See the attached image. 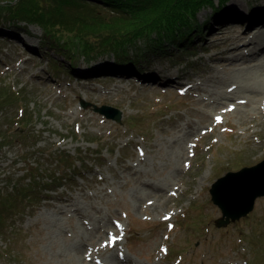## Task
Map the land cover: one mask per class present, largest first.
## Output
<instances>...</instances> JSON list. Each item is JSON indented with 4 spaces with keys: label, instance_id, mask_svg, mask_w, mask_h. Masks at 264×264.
I'll use <instances>...</instances> for the list:
<instances>
[{
    "label": "rangeland",
    "instance_id": "374dc122",
    "mask_svg": "<svg viewBox=\"0 0 264 264\" xmlns=\"http://www.w3.org/2000/svg\"><path fill=\"white\" fill-rule=\"evenodd\" d=\"M256 2L212 0L188 18L192 35L182 41L168 37L152 47L143 42L145 35L137 37V49L125 57L135 61L129 67L105 52L89 59L74 53L71 65L63 60L54 69L48 56L62 60V49L53 53L39 27L0 19V27L35 47L30 54L17 37H0V86L20 89L25 99L24 105L13 101L0 111V134L11 127L8 135L14 138L0 152V215L5 219L0 264H264V197L245 217L216 227L221 212L209 193L225 172L264 159L259 152L264 148V93L251 87L264 86V67L255 66L247 47L222 56L254 34L252 29L236 38L248 27L246 14L264 12L253 6ZM186 20L179 17L171 33L184 28ZM230 20L242 23L210 28L230 25ZM259 32L258 41H264V27ZM236 57L242 58L231 65L222 61ZM96 64L102 68L76 71ZM130 67L138 81L118 76ZM237 84L238 91L227 93ZM80 98L118 108L121 123L82 107ZM237 101L244 107L238 109ZM22 110L33 116L30 138L18 135L24 129L14 115ZM246 110H251L248 117L241 118ZM217 115L223 117L220 123ZM53 151L72 155L76 170L55 161ZM35 165L49 173H70V178L52 190L34 191L33 177L23 174ZM178 169L182 172L174 178ZM15 184L27 188L26 198L16 194ZM162 192L161 199L154 195ZM3 198L14 199L12 208ZM98 227L104 229L96 232ZM109 233L116 236L112 249L106 247ZM98 247L92 261L75 253Z\"/></svg>",
    "mask_w": 264,
    "mask_h": 264
},
{
    "label": "trees",
    "instance_id": "16d2710c",
    "mask_svg": "<svg viewBox=\"0 0 264 264\" xmlns=\"http://www.w3.org/2000/svg\"><path fill=\"white\" fill-rule=\"evenodd\" d=\"M15 1L17 0H0V19L8 18V21L13 23L22 22L26 27L38 26L43 41L48 43L53 51L61 48V57L70 64L74 53L89 59L93 54L107 52L113 53L119 64L128 63L129 66L135 65V61L125 57L137 49L139 43L135 40L137 37L145 35L143 42L147 41L148 46L152 47H160L164 40H170L168 37L172 42H175V39L182 41L185 36L190 37L192 33L188 18L194 16L203 5L212 2V0H99L98 2L18 0L13 4ZM179 17H187V25L184 24L185 27L176 31L174 35L172 30L178 27L176 22ZM162 30L164 32L160 33ZM152 35L157 37V42L151 38ZM55 64L51 63L53 68L58 69ZM13 101L24 105V93L20 89L4 90L0 86V111H2L1 107ZM14 121L24 129V132L18 135L29 138L32 136L33 116L30 111L22 110L16 113ZM10 129L11 127H8L5 130L6 134H0V152L8 146L9 140L14 139L13 135H8ZM0 130H2L1 126ZM52 156L55 161L62 163L63 167L76 170V166L72 163L74 158L69 153L53 154L52 152ZM28 171L33 177L30 188L37 192H42L45 187L52 188L53 185L61 184L67 177L70 178V173L64 172L61 175L53 170L49 173V169L42 168L41 165L29 166ZM37 175L41 178H37ZM44 175L46 178H42ZM25 189L27 188L24 186H16L15 192L20 198H26L28 193ZM13 200L3 198L10 208ZM3 220L5 219L0 215V225H4Z\"/></svg>",
    "mask_w": 264,
    "mask_h": 264
},
{
    "label": "water",
    "instance_id": "95a60500",
    "mask_svg": "<svg viewBox=\"0 0 264 264\" xmlns=\"http://www.w3.org/2000/svg\"><path fill=\"white\" fill-rule=\"evenodd\" d=\"M81 105L85 108L92 106L93 111L120 122L119 109L83 100ZM209 192L213 204L221 211V216L215 220L216 227H224L246 216L253 209L256 198L264 196V159L255 165L226 172L211 184Z\"/></svg>",
    "mask_w": 264,
    "mask_h": 264
},
{
    "label": "bare ground",
    "instance_id": "6f19581e",
    "mask_svg": "<svg viewBox=\"0 0 264 264\" xmlns=\"http://www.w3.org/2000/svg\"><path fill=\"white\" fill-rule=\"evenodd\" d=\"M235 7H236V4H233ZM259 5H262L263 7H261L260 8V6ZM225 6V5H224ZM224 6H222V7H224ZM253 6H257V8H258V10H260V13H261V11H264V0H258V2H256V4H254ZM238 8V7H237ZM241 7H239V9H240ZM236 10V9H235ZM241 11H244V9H241ZM223 12H224V10H223ZM246 13V12H245ZM264 12H262L261 13V15L260 14H254V13H252V15L253 16H248L249 14H246V18H245V20H248V22H249V24H247L248 25V27H246V28H243V30L241 31V32H239V34L236 36V38L237 37H244L245 35H247L248 33H250V31L252 30V29H250V28H252L253 26H255V25H262V24H264V14H263ZM219 18H221V17H219ZM241 21V20H240ZM240 21H236V20H230V22H228V24H234V25H231V26H239L242 22H240ZM219 24L220 23H222V21L220 20V22H218ZM207 24V23H206ZM228 25H226V26H220V25H217L216 27H214V26H210V28H218V27H227ZM206 27V26H205ZM249 28V29H248ZM247 29H248V31H247ZM214 30V29H213ZM235 30V29H234ZM222 33V31L221 30H216V31H214V33ZM11 35V36H13V37H17L21 42H23V43H25V39H23L22 37H20L19 35H18V33H16V32H14V31H8V30H6V29H3V28H0V36H2V37H5L6 35ZM24 34H25V32H24ZM27 35V34H26ZM197 34H195V33H193V36H196ZM262 36H263V34L262 33H258V32H254V34L250 37V38H248V37H244L243 38V41L240 43V44H234V45H231L230 47H228V48H226L225 50H223L224 52H222L223 53V55L222 56H224L225 55V57H228V54H231L232 52H234V51H238V52H240V49L242 48V47H247L248 48V50H249V52H248V50H247V52H248V54L251 56V57H256V58H254V59H250V60H253V61H255L256 62V64L257 65H255V66H261V67H264V41H258V40H260L261 38H262ZM197 37L199 38V39H201V40H204V39H206L207 37H204V36H202V35H197ZM30 43V42H29ZM30 51H32V49H34V47H33V45H27L26 46ZM221 56V57H222ZM242 56V55H241ZM241 58L242 57H236L235 59H233V58H227L226 60L225 59H223L222 61L224 62V61H226V64L227 65H231V64H233V63H237V60H241ZM215 59V58H214ZM220 61V60H219ZM102 64H96V65H93L91 68H83L82 66H79V67H77L76 68V71H78V72H84V71H89V70H99V69H101L102 67H100ZM153 74H154V71L152 72ZM262 74V76L264 77V72L263 73H261ZM247 78H251L250 76H247ZM83 79V78H82ZM81 79V80H82ZM234 83H236L235 81H233ZM251 87H253V88H255L253 91H257V93H260V94H262V93H264V86L263 85H261V83H259V84H256V85H251ZM235 88H237V90L235 89ZM240 88V85L239 84H237V86L236 87H232V89L230 90V91H228L227 90V93H231L234 89V91H233V94L236 92V91H238V89ZM233 94H232V97H233ZM222 97H226L225 95L224 96H222ZM237 98H239V97H237ZM233 99L236 101L237 99L236 98H234L233 97ZM198 100V99H197ZM199 101H202L203 102V100H198V103H200ZM251 101H252V103L254 102V97H251ZM244 102L245 101H243V104H244ZM209 102H203V104H208ZM236 105H237V108L239 109L240 107H244V105H239V101H237L236 102ZM236 105H235V107H236ZM239 105V106H238ZM229 111V110H228ZM203 112V111H202ZM251 112V110H246V111H244V115H241V118H243V117H245V116H247L248 117V113H250ZM225 113H227L226 111H225ZM224 114V113H223ZM260 152V154L261 153H264V148H262V150L261 151H259ZM182 172V170L181 169H178V170H176L175 172H174V178H176L180 173ZM167 182V181H166ZM152 187H150V190H149V192L152 194V189H151ZM155 196H156V198H159V199H161L163 196H164V193L162 192V193H160V194H154ZM108 222V221H107ZM96 229V228H95ZM94 229V230H95ZM102 229H104V228H102ZM101 228H97L96 229V232H99L100 230H102ZM94 230H92L91 231V234H92V232L94 231ZM99 247L98 248H91L90 249V252L89 253H87V250H83V249H81V250H75V253H76V255H79V257L80 256H86V257H88L87 259L89 260V261H92V255L93 254H96V253H98L99 252ZM121 264V263H120Z\"/></svg>",
    "mask_w": 264,
    "mask_h": 264
}]
</instances>
